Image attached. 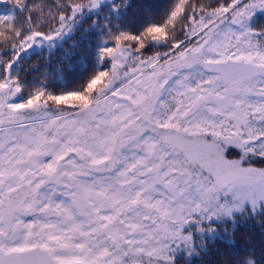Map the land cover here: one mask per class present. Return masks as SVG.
Returning <instances> with one entry per match:
<instances>
[{
	"label": "snow or ice",
	"instance_id": "6c2138e0",
	"mask_svg": "<svg viewBox=\"0 0 264 264\" xmlns=\"http://www.w3.org/2000/svg\"><path fill=\"white\" fill-rule=\"evenodd\" d=\"M0 264H264V0H0Z\"/></svg>",
	"mask_w": 264,
	"mask_h": 264
},
{
	"label": "trees",
	"instance_id": "16d2710c",
	"mask_svg": "<svg viewBox=\"0 0 264 264\" xmlns=\"http://www.w3.org/2000/svg\"><path fill=\"white\" fill-rule=\"evenodd\" d=\"M137 2H139V0H133V3H137ZM243 231V230H242ZM255 239L258 241V239H259V236H258V234L257 235H255Z\"/></svg>",
	"mask_w": 264,
	"mask_h": 264
}]
</instances>
